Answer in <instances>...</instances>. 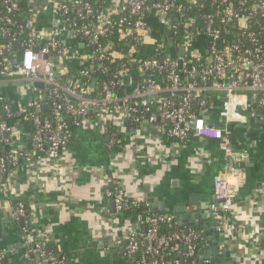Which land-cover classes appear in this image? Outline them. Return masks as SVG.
Segmentation results:
<instances>
[{"label":"built area","instance_id":"built-area-1","mask_svg":"<svg viewBox=\"0 0 264 264\" xmlns=\"http://www.w3.org/2000/svg\"><path fill=\"white\" fill-rule=\"evenodd\" d=\"M211 3L214 7L204 11V0H119L118 12L111 13L106 5L95 12L89 0H46L43 8L52 19L40 25L34 20L38 12H32L31 0H0V85L14 89L10 94L0 92L6 101L0 107V144L9 151L0 150V200L6 201L7 216L15 226L28 218L19 225L24 258L36 256L42 264L67 263L65 257L44 249L47 239L34 238L24 203L12 207L7 199L20 197L11 179L21 162L30 164L40 156L54 163L60 160L73 137L66 116L76 127L100 123L123 133L124 126L153 125L176 142L186 143L189 134L216 141L226 166L213 179L207 209L216 229L223 232L221 249L228 240L235 254L238 243L249 244L243 234L239 242L232 236L237 225L231 210L245 175L235 163L230 127L247 125L251 118L264 124V0ZM123 5L128 16L135 17L132 22ZM149 16L162 27L158 34L148 23ZM114 36L126 43L125 49H113ZM137 52L148 54L137 56ZM109 60L119 61L112 77L104 64ZM71 62L74 68L68 66ZM32 82L42 83L43 88L31 86ZM121 85L126 86L125 94L115 92ZM213 97L220 98L221 124L210 120L206 110L193 111V102L204 107ZM44 105L49 116L42 113ZM15 121L32 127L25 147L20 146ZM107 145H112L109 137ZM260 189L264 202V180ZM103 192L115 213L123 214L128 202L140 204L109 181ZM142 220L146 231L128 234L122 239L126 243H114L118 247L124 242L129 258L139 254L135 264H181L176 258L165 259L177 248L176 241L187 245L186 257L195 254L191 241H201L200 233H159L161 225L176 223L172 213L157 212ZM8 252L0 246V264H5Z\"/></svg>","mask_w":264,"mask_h":264},{"label":"crops","instance_id":"crops-1","mask_svg":"<svg viewBox=\"0 0 264 264\" xmlns=\"http://www.w3.org/2000/svg\"><path fill=\"white\" fill-rule=\"evenodd\" d=\"M45 1L31 4L32 12H38L34 20L38 19L40 25L52 19L43 8ZM119 6V0L106 2L111 13H117ZM148 23L153 32L161 31L153 16H149ZM68 66L76 65L71 62ZM5 87L0 85L3 95L8 92ZM214 119L217 124L222 123L217 114ZM14 124L18 125L20 146L25 147L29 143L25 123ZM230 130L235 163L245 175L231 210L237 225L232 236L239 242L243 234L250 241L238 243L236 254L228 240L210 258L207 253L215 250L212 242L216 238L213 233L206 237L203 233L214 221L207 209L212 200L213 179L226 166L216 141L192 138L180 143L153 125L124 126V146L116 152L109 150L105 126L86 123L77 127L59 161L54 163L40 156L30 164L21 162L13 171L11 182L18 196L29 200L34 238L47 239L68 264H135L126 255L124 242L118 247L114 243L132 232L146 231L147 226L139 217L115 213L111 199L103 192L107 181L119 185L130 199L152 212L172 213L184 232L200 233L197 256L204 264H264L263 251L253 247L254 237L264 240L260 189L264 180V124L251 118L249 124H234ZM6 210V201L0 200V246L9 249L5 264H42L36 256L23 257L21 236Z\"/></svg>","mask_w":264,"mask_h":264},{"label":"trees","instance_id":"trees-1","mask_svg":"<svg viewBox=\"0 0 264 264\" xmlns=\"http://www.w3.org/2000/svg\"><path fill=\"white\" fill-rule=\"evenodd\" d=\"M92 4H93V9L95 12L99 11L100 9H102L103 7H105L107 0H89ZM204 11L205 10H211L214 5L211 3V0H204ZM124 9V12L126 13V15L128 16L129 11L127 10V8L123 5L122 6ZM129 17V21L132 22L134 20L135 17L133 16H128ZM111 36H108L106 38H104L102 40V42H105L108 40V38ZM71 42L76 41L74 38H69ZM113 41H115L113 49L114 50H123L126 48V43L124 41H118L116 40L115 36L113 37ZM167 51H169L167 49ZM148 53H141V52H137L136 55H140V56H146ZM107 67H108V77H112V74L114 72H116L119 67V61L116 60V62H112V61H105L104 63ZM129 67H132L133 64L130 63ZM133 68V67H132ZM4 90H7L8 92H11V87H5ZM127 91L126 86L121 85V86H117L115 88V92H118L119 94H125ZM7 93V92H5ZM5 99L3 98V96H0V107L5 103ZM220 109V98L218 97H213L211 99H208V101L206 102V105L204 107H198L195 102H193V111L200 113L202 110H206L207 114L210 115V120H212L213 122L217 123L215 118V115L217 114L218 110ZM42 113L44 115H50V110L49 107L44 105L42 107ZM66 123L68 125L69 130H71L72 135H74L75 130L77 129L76 126L73 125L72 123V119L70 116H66ZM26 127V132L28 135H30L32 133V127L29 125H25ZM107 133H108V137L109 139H111L112 141V145L109 148L110 151H120L122 150L123 146H124V138H123V134L116 130V128L112 125L107 127ZM193 137V135L189 134L187 137V140H191ZM171 139V138H170ZM172 140V139H171ZM108 143V142H107ZM0 150L1 153H9V151L6 150V148H4V146L2 144H0ZM26 152V151H24ZM23 152V153H24ZM6 176H4L5 178ZM3 199V198H2ZM7 199L10 201L12 207H16L18 205V202H22L24 203V209L26 214L28 215V213L30 212V204H29V200L27 198L24 197H7ZM128 208H126L122 213L123 215H127V216H132V217H139L140 219H144L147 215H152L156 212H152L151 210H149L147 208L146 205L143 204H134L132 202H128ZM163 212V211H162ZM28 218L24 217L22 220H19L18 223H16V228L18 229V231H20L19 225H22V222L24 223ZM176 221V219H175ZM172 231H178V232H183L182 229L177 225V223H175L174 225L170 226V225H161L160 226V230L159 233L160 234H164V233H170ZM255 241H253V244L256 246H259L263 249V253H264V240L263 241H257L256 238H254ZM33 243L31 242V247H33ZM177 248L171 252V255H166L165 259L167 260H171V259H179L181 264H201V261L198 259V256L196 255V252L198 251L199 247H200V241H198L197 239H193L191 241V244H193L194 246V251L195 254L191 257L188 258L185 256L186 252H187V245L185 244V242L183 241H176L175 242ZM44 249L48 252L51 251L55 254V256L57 258H61L63 257L62 253L60 251H58L50 242H46L44 245ZM162 253L166 252L167 249L165 250H161ZM132 260L135 263H138L140 260V256L139 254H135L133 255V257H131ZM68 264V263H66Z\"/></svg>","mask_w":264,"mask_h":264},{"label":"water","instance_id":"water-1","mask_svg":"<svg viewBox=\"0 0 264 264\" xmlns=\"http://www.w3.org/2000/svg\"><path fill=\"white\" fill-rule=\"evenodd\" d=\"M179 54L182 55L183 51L179 50ZM125 81L127 82L128 78H125ZM30 85L35 87V88H43L42 83H39V82H32ZM130 90H131V88L129 87L128 91H130ZM86 97H89V95H86ZM147 202H151V199H148ZM152 209L155 210V207H153ZM215 226H216L215 221H213L212 227L209 228V230H207V231L204 230V232H203L205 237L208 236L210 233H213V235L216 238L215 241L212 242L215 250L211 251L210 253H207V255L209 254V256H211L210 258H212L216 255V250L221 249L220 246H221V242H222L223 232H222V230H217ZM227 254H229V253H227ZM31 257H33V256H31ZM213 259H215L214 261H218L216 258H213Z\"/></svg>","mask_w":264,"mask_h":264},{"label":"rangeland","instance_id":"rangeland-1","mask_svg":"<svg viewBox=\"0 0 264 264\" xmlns=\"http://www.w3.org/2000/svg\"><path fill=\"white\" fill-rule=\"evenodd\" d=\"M36 2H38V0H31V4H32V6H33ZM22 97H24V95H22Z\"/></svg>","mask_w":264,"mask_h":264},{"label":"flooded vegetation","instance_id":"flooded-vegetation-1","mask_svg":"<svg viewBox=\"0 0 264 264\" xmlns=\"http://www.w3.org/2000/svg\"><path fill=\"white\" fill-rule=\"evenodd\" d=\"M14 89L11 87V92L13 91Z\"/></svg>","mask_w":264,"mask_h":264}]
</instances>
